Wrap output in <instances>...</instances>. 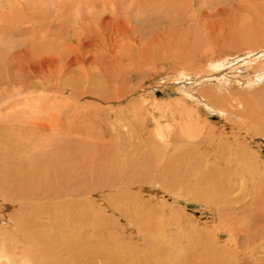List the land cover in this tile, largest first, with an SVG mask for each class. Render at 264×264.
Here are the masks:
<instances>
[{"label":"rangeland","instance_id":"374dc122","mask_svg":"<svg viewBox=\"0 0 264 264\" xmlns=\"http://www.w3.org/2000/svg\"><path fill=\"white\" fill-rule=\"evenodd\" d=\"M212 23L215 30L208 27ZM263 27L264 0H2L0 80L18 78L25 71L24 78L42 80L47 87L16 93L20 86L8 85L13 107L0 108V117L16 111L25 121L14 123L27 127L42 123L60 133L61 128L78 127L72 136L91 147L96 168L119 158L129 160L132 169H122L123 180L96 174L86 184L90 192L85 189L86 195L79 200L101 199L94 205L95 222L100 225L97 232L108 237V249L115 246V254H126L128 264H264V108H260L264 92L248 91L245 75L230 68L236 61L207 76L223 77L221 89L214 80L207 84L204 72L209 69L208 60L235 56L244 45L243 36L264 34ZM104 38L106 46L98 48L96 44L101 45ZM81 40L91 45L77 49ZM86 74L94 81L86 83ZM76 77L82 79L73 86L77 95L61 92V86L71 85ZM256 84L264 86V82ZM0 85L2 93L5 85ZM216 86L218 105L235 116L205 107V92L208 89L207 95H212ZM94 87L98 96L80 92ZM63 89L69 91L66 86ZM190 91L198 98L188 99ZM186 122L198 134L189 140L201 141L200 150L206 147L205 162L192 160L196 169H182L185 153L172 155L175 166L169 169L164 164L170 151L163 148L155 132L160 128L165 135L179 138ZM246 125L247 130L241 129ZM119 131L123 150L115 144ZM134 139L142 142L130 146L132 142L136 145ZM146 161L151 166L161 164L159 169L165 174L162 169L161 175L149 170L143 189L133 188V168L137 163L144 167ZM85 175L81 174L82 180ZM174 178L183 186L170 185L168 180ZM2 198L0 194V202ZM38 200L37 205H29L31 210L25 209L27 215L33 217L37 208L36 213L47 205ZM56 203L63 201L53 202L52 207ZM240 226L255 233L246 243L239 241L248 247L246 252L234 238Z\"/></svg>","mask_w":264,"mask_h":264},{"label":"bare ground","instance_id":"6f19581e","mask_svg":"<svg viewBox=\"0 0 264 264\" xmlns=\"http://www.w3.org/2000/svg\"><path fill=\"white\" fill-rule=\"evenodd\" d=\"M10 6L12 5L10 4ZM3 8L4 7H2V9ZM11 17H14V16H11ZM212 22H214V20H212ZM208 27L214 29L215 25L214 24L208 25ZM251 31L252 30H250V33H252ZM210 34L216 35L217 33H214L212 31V33L210 32ZM214 38H215L214 40L215 42H217L219 39L218 37H214ZM232 38H234L233 35H232ZM224 39L226 40L227 38L224 37ZM243 42H244V45H245V42H249L251 45L250 46L245 45L246 47H244L242 43L243 47L239 48L240 47L239 46L240 44H239L238 45L239 52H236L235 56L227 55L224 58H222V60H219V61L216 59L208 60L209 63L207 64L209 66V69L204 71L205 76H206L205 80H207L206 83L207 82L211 83V80H214V79H210L211 77L207 78L210 72H211V75L213 76L215 73V71L213 73V70H217L220 66H224L225 64L227 65L228 63H232L233 61H236L230 66V68L233 69V71L239 70L241 75H245L243 80L246 79L245 81H247V85L245 86H247L248 91L257 93V95H261V93L264 92V86H261V85L258 86L259 84L257 85L256 83L264 82V34H262V32L259 31V32H256V34H254L252 38L245 35L243 36ZM106 44H107L106 39L104 38L103 43H101V45L100 43H97L96 46L98 48L101 46L105 47ZM90 45L91 44L88 41L84 42L83 40H81L77 45V49L83 48L85 46H90ZM69 48H71V46H69ZM21 54H24V53H21ZM24 72L25 71H22V73H19L21 75L18 78L9 77L5 81L0 80V84L5 85L4 92L0 93V105H1L0 108H2L1 111H5L8 107L9 108L13 107L12 103L14 101H10L13 98V94L7 93L8 85L18 84L20 86V89L16 90L17 91V92L15 91L16 93H21V92L24 93L25 91L27 92L29 89L31 90V88H37V86L41 87L42 90H44L45 87H47L46 85H44V82L42 80L38 82L36 81L37 83H39V85H37L35 81L32 82L28 78H24L25 76ZM235 77H234V80H237L235 79ZM84 78H85L84 81H86V83L92 81V79L89 76H87V74H86V77L84 76ZM73 79L75 81H73L71 85L68 84L69 82H66L67 83L66 85L65 84H63L62 86L60 85L61 92L63 93L70 92V93H73L72 95L74 94L77 95L76 90L73 86L79 85L78 83L82 79L81 77L80 78L76 77V79L75 78ZM215 80L214 82H217L219 84L220 89L221 87L225 85V83L224 85L222 84L223 77H221L220 79H216L215 77ZM237 81L233 83L236 84ZM199 84L200 82L197 83V85ZM64 86H66V88L69 89V91H66V89L64 90L63 89ZM216 87L217 88H214V90L212 91V95L210 94V96H208L206 93L208 89L205 92L204 100H203L205 107L210 110L216 111V112L219 111L223 115L228 116L229 114L232 117L235 116L234 112L225 110L221 106L222 105L221 103L218 105L220 101L217 100L219 98V93H217V89L219 90V88L218 86ZM225 87L223 90H225ZM89 90L87 88H84V89L82 88L80 89V92L82 93V95L86 93L88 94L91 93V94H95L96 96H98L99 91L95 87L94 89H89ZM186 95L189 96L188 99L191 98L192 96H193V99L198 98V94L194 93V91L193 92L190 91ZM221 97H224V96H221ZM130 107L132 106L130 105ZM260 108H264V105L260 106ZM18 114L19 112L12 111L0 117V194L4 197V200L2 198L3 201L0 202V264H128V259L126 258V254L123 255L122 254L123 251L119 252L118 254H115L117 251L116 250L117 248L115 246L112 249H108V247L105 246L108 237L105 239L104 236L101 235V233L98 234L97 232L98 227L100 225L95 222V217L97 216V214L95 216L94 205L97 202H100L101 199L98 200L97 198H89L87 199V202L85 201V203H80L79 200L80 198H83L84 195H86V193L84 192L85 189L87 192H90L86 184H90L88 183V180L91 181L92 178L95 177L94 175L96 174L101 175V177L102 175L106 174V176L108 177L110 176V178L111 177L113 178L114 176L116 177L119 176L120 178L122 176L123 178H125L126 175L123 173V171L125 172V170H122V169H125V168L126 170L130 168L132 169V166L130 164H129L130 166L128 165L129 160L124 159L123 161H121V158L119 159L116 158L117 159L116 161L113 159L115 162H108L107 164L104 163L102 167L100 166V168L99 167L96 168L97 166L93 158L95 155L92 154L91 147L88 146L87 144L85 145L82 140L75 138L74 137L75 135L72 136V134H75V132L78 131L77 129L78 127H73L71 126L72 124L71 125L69 124L71 127L64 128V129L61 128V131L63 130L61 133L53 132L52 131L53 129H51L49 126H46V124L37 123V122L30 123L28 124L30 126L27 127L26 124L23 125L21 123H18V124L14 123V121L15 120L17 121V119L21 121H25L22 118H20L21 116L19 117ZM258 114L259 116L261 115V113H258ZM263 115L264 114H262L261 116ZM250 116L252 118L255 117V115L253 116L250 115ZM261 116L258 118L261 119L262 118ZM251 117L250 118L247 117V118H249L248 121H252L253 123L254 120H252ZM255 118L257 119V117ZM244 123H247V120H244L243 124ZM192 125H193L192 123L186 122L185 126H183L184 130H183V133H180L179 138L187 139L184 141L180 140L177 137L172 138L170 137V135H165L164 130L161 131L160 128H157L155 135H157L158 138L161 140L160 143L164 146L163 148H166L170 151L167 153V154H170V156L165 155L169 159L164 164V166L168 167L169 169L170 168L173 169V167L175 166L174 165L175 160H172V155H174L175 157L176 156L182 157V155H178V154H184V153H185L184 155L185 160L181 161L182 163L178 161L181 163L182 167L186 166L187 169L189 168L196 169L197 166H194L192 164V160L195 161L196 164H199L197 163L199 161L205 162V157L207 155V152L205 149L206 147L203 150H200L198 146H200L199 142L201 141L198 140L195 142H191L189 140L190 138H193V137H195L194 139H196V136L198 135L194 133V129ZM227 125L229 126V124ZM253 126L255 127V125ZM248 128L249 127H247V125L246 127L244 126L241 127V129H244V130H247ZM197 129L198 128H196V130ZM127 130L132 131L130 130L129 127ZM49 132L50 134H48ZM119 132L117 133L118 134L117 137H115L116 139L119 138L118 140H115V144L117 145V148L123 150L125 146L123 144V141L121 140L123 139L121 136L122 134L121 132L120 133ZM80 134L82 135V133ZM89 135L87 134V136ZM133 135L134 134H132V137ZM81 137H84V136H81ZM103 137L101 138V140L103 139ZM130 137H128L127 140L129 139V141L131 142L130 139L132 137L131 138ZM29 138H31V141L28 140ZM175 140H176V143H175ZM4 141H6V143H4ZM136 141L137 140H135L134 142L136 143ZM169 141L171 142L169 143ZM141 142L136 143V145L132 142L130 146L131 145L137 146ZM177 146L180 148H177ZM189 148H192V149H189ZM172 150H175V151L172 153ZM133 152L135 153V151ZM124 155H126V153ZM135 155H138V154L136 153ZM144 163H145L144 167L142 163L141 164L137 163L138 165L137 168L136 169L133 168L134 174L136 175L135 177L136 180L133 179L130 181H133L136 184L134 187L131 185V188L137 187V188L143 189L144 179L147 177L148 174H150L149 170L159 173L158 175L162 174L159 171L160 169L163 170V168L159 169V166L161 164L159 165L155 163L151 166V164H149L148 161ZM151 167H153V170ZM154 167L156 169H154ZM184 168L185 167H183L182 169ZM163 173L165 174L164 170H163ZM81 174H86L84 176V180H82L83 178ZM123 178H121V180H123ZM81 182H83L82 185L84 187H82ZM101 182L104 183L103 184L104 186L108 185V183L105 184L106 182H104V180H102ZM168 182H170V185L176 184L178 187L183 186V183H181V181L179 180L177 182L175 178L174 180L172 179L168 180ZM151 186L153 185L151 184ZM83 192L84 194L82 195ZM16 199L23 200V201H16ZM38 199H40L41 202H44V203L47 202L45 203L47 205L45 207H43L44 205L40 207L41 210H38V213H36V210L38 208L36 209L35 208L36 206H35L34 209L36 210L33 213L34 215L31 214L33 217L27 215L25 212V209L26 208L29 209L28 208L29 205L33 203L35 204L37 201H39ZM49 201H52V202H49ZM61 201H63L62 204L56 203V206L52 207L53 202H61ZM126 205L124 206L126 207ZM29 213H31V211ZM107 232L108 231H106V234ZM234 233H235L234 238H236L237 247H239V249H243V247L245 248L244 246L245 245L244 243H246L245 240L254 238V234H255L253 233L252 229H248L245 226L244 227L240 226V228H238L237 230L235 229ZM239 241H245V242L243 244L242 243L240 244ZM120 249L122 248L120 247ZM245 249H244L245 252L248 251V247H246Z\"/></svg>","mask_w":264,"mask_h":264}]
</instances>
